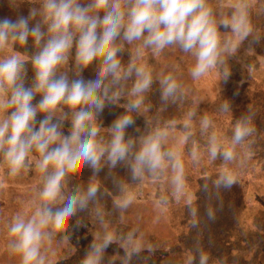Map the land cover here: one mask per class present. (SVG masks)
<instances>
[{
  "label": "clouds",
  "instance_id": "9594fccd",
  "mask_svg": "<svg viewBox=\"0 0 264 264\" xmlns=\"http://www.w3.org/2000/svg\"><path fill=\"white\" fill-rule=\"evenodd\" d=\"M8 3L18 7L16 0ZM249 37L250 44L264 39L253 35L249 0H39L27 15L0 17V50L12 52L0 58V166L9 178L31 172L42 178L31 214L17 213L8 226L7 247L19 257V264H48L42 251L45 243L65 228L66 219L96 200L100 192L96 177L105 167L123 166L133 182H142L146 175L159 179L168 172L169 188L159 194L158 206L183 197L192 205L180 146L191 143V159L199 163L197 128L206 139L207 158L222 161L216 187L231 189L236 176L229 165L237 161L238 146L254 131L250 107L235 121L228 139L215 130L207 113L198 115L191 108L173 143L175 119H156L138 136L129 135V129L135 127L154 84L163 108L185 98L175 73H154L144 59L148 53L155 57L166 49H179L194 58L189 70L193 80L212 70H219L226 80L231 75L229 58ZM29 44L34 49L31 55ZM124 53L129 54L126 63ZM29 63L33 76L27 84ZM69 64L71 71L63 70ZM89 68L91 78L86 79L82 73ZM116 106L124 112L103 127L100 117ZM221 111H230L228 102ZM77 161L93 172L86 186L69 184ZM117 183L122 194L117 205L126 208L132 203L131 188L123 180ZM203 188L208 191L207 184ZM190 212L197 215L195 207ZM97 216L102 230L79 264H102L106 249L117 240L99 210ZM207 217L216 219L211 208ZM120 239L125 264L144 247H152L137 237L135 229ZM195 259L189 256L187 264ZM209 261V254L199 251L198 264Z\"/></svg>",
  "mask_w": 264,
  "mask_h": 264
},
{
  "label": "rangeland",
  "instance_id": "374dc122",
  "mask_svg": "<svg viewBox=\"0 0 264 264\" xmlns=\"http://www.w3.org/2000/svg\"><path fill=\"white\" fill-rule=\"evenodd\" d=\"M27 1L28 4L23 3V0H16L18 7H11L8 0H0V17L15 19L18 15H27L29 7L38 4L39 0ZM227 2L232 3L235 0ZM249 3L253 35L264 38V0H249ZM251 39L249 37L239 51L229 58L231 75L226 80L219 70H212L200 80H193L189 70L194 64V58L179 49H166L155 57L148 53L144 59L154 73H175L185 98L179 105L163 108L158 84H154L153 91L147 95L144 109L136 117L135 127L129 129V135L133 133L131 136H138L148 129L149 123H155L156 119L161 122L175 119L178 126L170 136V143H173L181 134L180 122L184 113L191 108L198 111V115L207 113L214 121L215 130L228 139L235 121L247 113L250 107L254 131L243 145L238 146L237 161L229 165L236 176L234 186L231 189L216 187L214 181L218 177L222 161H211L207 158L204 153L206 139L197 128L194 138L201 148L199 163L191 159V143L180 146L186 163V180L193 199L192 205L187 203V197H183L178 200L177 206H166L164 209L152 206L146 210L142 204L116 208L115 204L112 206L103 197L102 187L118 195V201L122 194L117 181H133L123 166L112 171L105 167L96 177L100 192L89 205L93 211H82L75 217L66 219L65 228L55 232L53 240L45 243L42 251L48 257V264H79L87 246L99 233V230L86 226L84 222L86 220L87 223L99 225L97 210L103 214L105 222L120 227L112 230L114 234L121 232L120 234L126 236L135 229L136 235L143 242V239L152 236L155 239L153 248L158 249L173 248L174 243L179 242L177 249L157 252L150 257L145 256L144 252L148 247H144L140 253L131 256L128 264H187L188 257L194 255L196 259L193 264H198L201 250L209 254V264H264V39L250 44ZM123 57L126 63L129 54L124 53ZM102 58H98L96 63H100ZM63 70L71 71V64L66 65ZM91 73L92 68H89L82 75L90 79ZM69 74L73 75L71 72ZM38 101L36 99L34 103ZM224 102L229 103V112L221 111ZM124 103L122 100L121 105ZM116 108L119 111L112 110V107L105 110L100 117L103 124L111 125L116 116L123 113V107H113ZM75 170L85 178L82 183L72 181L71 186H86L93 175L92 170L80 165L78 161ZM163 177L165 180L169 179V173L165 172ZM146 180L150 181V178ZM205 184L208 191L203 188ZM12 188H0V201H4L6 205L7 218L11 217L13 220L19 212L31 214L38 192L37 186L21 191ZM191 207L197 209L195 217L191 215ZM209 208L215 213L214 221L207 217ZM131 223H135V227ZM9 224L0 223V264H19V257L10 254L7 247ZM77 224L79 228H76ZM179 237L183 238L179 241ZM167 240L172 241L167 243ZM146 244H149L147 240ZM190 249L195 251L194 255ZM125 257V249L119 247L114 250L110 246L104 253L102 264H125Z\"/></svg>",
  "mask_w": 264,
  "mask_h": 264
},
{
  "label": "crops",
  "instance_id": "0c3cea01",
  "mask_svg": "<svg viewBox=\"0 0 264 264\" xmlns=\"http://www.w3.org/2000/svg\"><path fill=\"white\" fill-rule=\"evenodd\" d=\"M28 4V1L27 0H23V3ZM18 51H21L23 52L24 50L23 49H19L17 48ZM34 52V49L31 47V44H29V47L27 49V54L28 55H31L32 53ZM12 54L11 51H8V52H5L3 50H0V58H3L4 56L6 55H10ZM28 67V79H27V82L26 83H31V78L33 76V73H32V69H31V64L29 63L27 65ZM37 100H39L40 98L37 97L36 98ZM119 108V107H118ZM116 108V109H113L112 107V110H117L119 111V109ZM124 112V111H123ZM102 121L103 119L100 118ZM104 123V122H103ZM110 125L108 124H103V127L107 128L109 127ZM70 127L69 124H66L65 125V134H67V130L68 128ZM80 162V161H78ZM82 164V162H80V165ZM0 188L2 187V189H13L12 187H15L16 190H24L30 186H37V190H39V188L41 187V176L36 173V172H31V173H21L19 176L15 177V178H9L7 176V170L5 167L3 166H0ZM112 171V170H111ZM117 171H119V169H117ZM85 178V176L82 174V173H79V171L77 172L76 170L73 171V173H71L70 175V181H69V184L71 186L72 184V181L74 182H80L82 183ZM147 178H150V181H147L146 179ZM153 179L151 176L149 175H146L144 177V180H142V182H132V183H129L127 182V184L130 186L131 188V198H132V205H141L144 206V208L146 210H148V208H152V206H158V196L161 192H166L169 188V182L168 180L169 179H164V177H160L159 179H155V180H151ZM1 189V190H2ZM102 194H103V197H105L107 199L108 202H110V204L113 206L115 204L116 208L119 206L117 205V199L119 198L118 195L116 194H113L112 191H110L109 189L107 188H104L102 187ZM177 202L178 200L174 199V198H170V201L168 203V207H174V206H177ZM166 206H159L161 209H164ZM87 210H91L93 211L92 208L88 207V209L84 210L87 211ZM119 210V209H118ZM7 209H6V205L4 203V201H0V223H11L12 221V218L9 217V219L7 218ZM85 225L86 226H91L93 227L95 230H99V232H101V224L99 223V225L95 224H91V223H87V221L85 220ZM89 224V225H88ZM111 230H113L114 228L116 230L117 229V226L118 225H114L113 223H108ZM133 227H135V223H131ZM131 224H128V225H131ZM126 225V226H128ZM118 228H120L118 226ZM119 234H115L117 236V240L114 241L111 245L112 248H114V250H118L119 247H121L122 249H124L121 245L123 243V241L120 239L121 237H125L123 236V234H120L121 232H118ZM138 237V236H137ZM139 238V237H138ZM183 237H179V241L180 239H182ZM144 242H149V244L152 246L151 249L147 248L145 249V256L146 257H150V255H153L157 252L159 253H163L162 251H173V249H177V246H178V243L179 242H175L174 243V246L173 248H153V243L155 242V239L152 237V236H148L146 239H143ZM172 240H167V243L170 242ZM158 243V242H157ZM161 243H164L161 242ZM119 245V247H118ZM182 245V243H181ZM182 247V246H181ZM191 250V249H190ZM66 251V249H65ZM191 253L194 255L195 251L192 249L191 250ZM175 255H178V253H176ZM195 256V255H194ZM193 256V257H194ZM196 257V256H195Z\"/></svg>",
  "mask_w": 264,
  "mask_h": 264
},
{
  "label": "trees",
  "instance_id": "16d2710c",
  "mask_svg": "<svg viewBox=\"0 0 264 264\" xmlns=\"http://www.w3.org/2000/svg\"><path fill=\"white\" fill-rule=\"evenodd\" d=\"M131 129V128H130ZM133 133H131V135H132Z\"/></svg>",
  "mask_w": 264,
  "mask_h": 264
}]
</instances>
